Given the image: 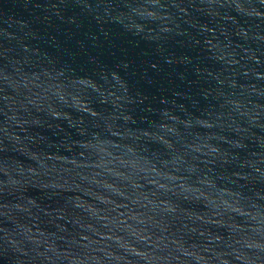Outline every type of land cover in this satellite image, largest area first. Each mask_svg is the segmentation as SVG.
I'll list each match as a JSON object with an SVG mask.
<instances>
[{
  "label": "water",
  "instance_id": "1",
  "mask_svg": "<svg viewBox=\"0 0 264 264\" xmlns=\"http://www.w3.org/2000/svg\"><path fill=\"white\" fill-rule=\"evenodd\" d=\"M0 264H264V0H0Z\"/></svg>",
  "mask_w": 264,
  "mask_h": 264
}]
</instances>
